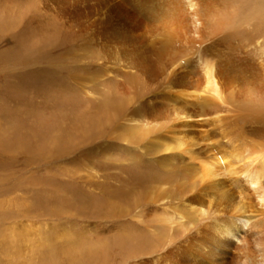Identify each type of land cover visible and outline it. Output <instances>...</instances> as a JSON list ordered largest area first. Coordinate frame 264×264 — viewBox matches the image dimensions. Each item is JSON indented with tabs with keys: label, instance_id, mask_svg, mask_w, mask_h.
<instances>
[{
	"label": "bare ground",
	"instance_id": "6f19581e",
	"mask_svg": "<svg viewBox=\"0 0 264 264\" xmlns=\"http://www.w3.org/2000/svg\"><path fill=\"white\" fill-rule=\"evenodd\" d=\"M15 1L0 0V31L18 15ZM70 3L79 16L75 101L99 139L109 131L108 143L129 156L117 164L115 192L95 182L79 197L82 217L91 203L87 218L108 223L99 224L104 238L79 240V264H112L113 251L118 264H264V0ZM3 122L0 153L8 156L20 142L8 146L15 134ZM105 145L94 153L111 172Z\"/></svg>",
	"mask_w": 264,
	"mask_h": 264
},
{
	"label": "rangeland",
	"instance_id": "374dc122",
	"mask_svg": "<svg viewBox=\"0 0 264 264\" xmlns=\"http://www.w3.org/2000/svg\"><path fill=\"white\" fill-rule=\"evenodd\" d=\"M34 1L17 0L10 4L16 7L18 15L11 17L0 31V117L4 126L9 125L8 132L15 134L9 136L8 146L13 138L20 142L17 147V142L12 144L8 156L0 153V192H3L0 196V264H52L54 261V264H79L80 241L95 236L102 238L103 230L98 229L108 224L102 220L107 216L97 226L87 218L92 214L89 212L91 203L87 207L88 215L82 217L79 197L84 194L82 191L94 192L95 182L104 184V194L115 192L122 175L117 164H124L129 156L122 147L108 143L109 131L105 142L99 139L94 119L90 121L91 114L85 115L77 102L79 78L77 76L76 81L72 76L79 75V16L68 12L71 0L58 5L50 0L47 4L44 0ZM72 9L77 12L76 6ZM24 30L27 34H23ZM17 38L22 39L23 48L18 49L19 52L15 50ZM61 92L67 93L68 100ZM57 133H61V138ZM102 145L110 150L104 156L112 162L111 172L108 168L105 172L106 168L102 167L103 155L94 153V146L101 149ZM110 155L113 158H109ZM11 156L13 166L7 162ZM85 163L91 165V170H87ZM47 250L50 253L47 254ZM119 255L113 251L112 264L122 262Z\"/></svg>",
	"mask_w": 264,
	"mask_h": 264
}]
</instances>
